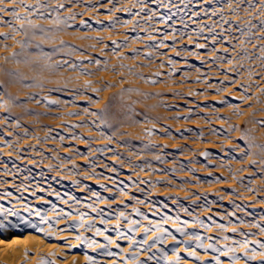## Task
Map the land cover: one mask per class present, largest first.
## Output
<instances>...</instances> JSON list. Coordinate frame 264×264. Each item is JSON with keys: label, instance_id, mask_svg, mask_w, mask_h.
Segmentation results:
<instances>
[{"label": "rangeland", "instance_id": "obj_1", "mask_svg": "<svg viewBox=\"0 0 264 264\" xmlns=\"http://www.w3.org/2000/svg\"><path fill=\"white\" fill-rule=\"evenodd\" d=\"M50 1L43 0L45 3L49 2L51 8H56L60 2L64 3L65 9L59 11L61 20L71 13H76L75 19L69 21L70 27L65 28L62 25L65 34L63 42L79 51L69 55L70 49H65L46 64H55L59 58L61 61L64 58L71 62L83 61L81 70L93 75H79L77 71L65 65L58 69L62 72L59 75L62 79L61 85H45L43 91L37 87H22L11 77L9 83L0 78V84L10 96L23 101L28 95L34 94L41 101L39 104L30 102L19 108L12 106L7 96L3 97L5 106L0 107V141H7L12 147L0 143V146H4L0 151V173H11L0 175V192L5 189L12 190L10 183L15 181L21 186H32L31 189L37 185L44 187L46 191L38 192L37 195L50 199L48 191L63 192L69 183L67 175L79 172V175H75L79 176L77 178L81 184H87L92 191H98L105 197L116 195L118 201L127 202L125 197L118 196L110 181H89L85 178V167L91 170L88 160H95L100 165L96 172L112 176L114 180L117 179L116 175L107 171L103 164L116 167L120 172L119 179L125 182L130 173L133 180H147L152 184L161 182L155 188L141 185L140 187L144 188L143 193L133 190L139 198L152 203L163 201L170 206L172 203L182 204L197 210L203 216L217 219L219 214L225 216L227 212H235V217L225 216V220L236 222V226L240 224V220L246 224L255 222L264 225V204L261 203L264 201V172L258 166L254 168L250 164L251 159H260L259 149L248 147L250 143L264 145V66L255 56H252L251 62L242 61V68L234 59L233 63L240 68V73H229L235 83L228 87V78L221 75V71L227 70L228 65L220 62L212 65V54L202 53L200 59L188 56L187 53L175 57V53L170 49H161L160 52H167L168 56L179 61L175 65V75H169L172 68L167 64L168 56L158 54L151 62L144 58L143 53L150 51L146 45L151 42L147 39V33L141 30L148 29L151 32L152 27H155L169 34V26H172L181 32H187L193 40L204 43L203 36H210L212 33L209 28H213L228 41L223 46L216 45L218 52L215 55L236 57V52L231 51V45H236L237 51L246 47L250 56L252 53L256 56L264 55L258 51L259 47H264V43L258 38L261 33L256 28L252 29L256 33L252 37L256 47L240 43L241 40L247 41L248 36L241 35L239 29L247 33L249 21L259 26L260 19L264 18H257L256 13L260 8L258 0H253L256 4L255 10H240L238 14L229 10L225 0H215L211 5L204 4L203 8L207 10L208 15H204L201 10V0H192L188 7H184L180 0H174L178 7H172L171 11L152 5L158 16L176 13L168 22L169 26H165L156 18L148 22L141 16L130 15L125 11H115L110 17L106 9L112 7L111 4H106L105 8L98 11L90 10L97 0H75L74 3L69 0ZM113 3L116 8H129L133 13L139 11L138 6L133 7V0H113ZM184 3H188V0H184ZM246 7L247 0H244L241 9ZM193 13H199L194 17L195 22ZM9 17L4 18L10 20ZM114 17H119L121 22L130 20L132 24L127 28L117 24L114 30H103ZM182 18L187 28L180 23ZM81 20L87 21L88 26L81 25ZM136 21H139L140 27L133 32L132 27ZM38 25L47 28L44 21L39 20ZM205 25L208 27H204ZM50 27H53V23ZM202 27L203 36L197 37L196 32ZM152 34L156 35V42H159L161 37L157 33ZM67 35H74L78 41H71ZM136 35L142 37V40L134 42L129 39L128 48L118 50L117 55L113 54L112 40L122 42L126 36ZM51 36L55 38L52 34ZM98 40H102V43H98ZM168 43H171V37ZM8 45L14 46L18 52L21 51L16 48L14 41ZM59 45L60 43L53 42L49 44L50 47L42 49L43 52L50 53ZM105 45L108 47L105 48ZM182 45H189L192 49L187 37L180 39L178 48ZM225 48L229 51L225 52ZM30 49V53H33L30 59H35L39 50ZM132 49L140 50L141 55L135 60L121 59L122 56L130 57ZM80 52L84 55H80ZM89 58L100 60V64H89ZM202 60L207 63L202 64ZM10 61H13L12 58ZM44 62L41 60L32 63L33 68L39 69ZM162 63L165 65L163 68L159 67ZM121 64L124 67H121ZM22 65L23 63H20L18 66ZM26 65L28 64H24ZM248 68L252 71H246ZM128 69L132 71L129 72ZM0 70H5L2 62ZM58 70L51 71L52 75L58 76ZM157 72L161 73L159 77L155 75ZM21 76L26 78L25 84L37 83L31 76ZM205 78L208 83H205ZM88 80L92 83L91 87L84 88V85L89 83ZM153 80L157 82L151 83ZM221 81L223 83H220ZM8 84L15 88L14 92L7 91ZM241 84L244 88L237 91ZM217 88H223V93L215 94ZM51 89L56 91H49ZM0 95L3 93L0 92ZM245 96L247 99H242ZM48 97L56 98L61 103L58 106H49L44 103ZM225 98L229 99L227 106L218 103ZM93 100L98 103H93ZM149 131L152 135H148ZM60 137L64 139L61 140ZM106 147L114 151L103 154L92 151ZM76 150L86 153L87 159L78 155ZM203 152L210 153V158L206 160L201 156ZM117 153L123 163L115 159ZM157 156L160 159H157ZM128 160L133 164L144 165L145 171L136 169L133 173L131 167L127 166ZM161 160L164 162L161 163ZM73 164L77 165L75 169ZM4 165H7V168ZM213 179H219L221 182L210 183ZM185 181L189 183H184ZM100 185H107L113 188V191L103 192ZM71 189L75 192V189ZM80 190L77 188L75 194L81 196L87 193ZM189 193L207 197L211 202L212 211H203V199L195 200ZM173 198L178 203H174ZM129 207L145 210L143 204L135 201ZM244 210L251 215H245ZM238 228L244 232L251 229L245 224L239 225Z\"/></svg>", "mask_w": 264, "mask_h": 264}, {"label": "snow or ice", "instance_id": "obj_2", "mask_svg": "<svg viewBox=\"0 0 264 264\" xmlns=\"http://www.w3.org/2000/svg\"><path fill=\"white\" fill-rule=\"evenodd\" d=\"M69 2L74 3L75 0H69ZM191 2L192 0H188V3H184V0H180V3L184 4V7H188V4H190ZM214 2L215 0H201L200 6L201 10L204 12V15H208V12L205 8H203V5H211ZM225 3L229 10L236 14H238L240 10L250 11L256 9V4L253 3V0H247V7L243 9H241V5L244 3V0H225ZM258 3L260 4V8L256 15L257 18H260L261 16H264V0H258ZM9 4L14 5V7L9 9L8 7H6V5ZM106 4L112 5V7L106 9L110 17H112L113 12L115 11H125L130 15L141 16L142 19H145L148 22H151L154 18H156L165 26H169L168 22L172 19V16L176 15V13L173 12L169 16H158L157 11L152 8V5H156L157 8L163 7L168 11H171L172 7H178L174 4V0H133V7H139V11L133 13L129 8H116L115 4L113 3V0H97V3L92 5L90 10L98 11L100 8H105ZM49 7V3L42 2V0H35V3H27L26 0H0V14H3L0 15V26L8 27L9 29L8 32H0V42H7L11 40L19 46L21 51L12 54V60L17 64H32L38 63L41 60L45 62L51 61L57 53L63 52L65 49H70L69 55L75 54L79 51L74 46L66 45L63 41H60V46L54 47L50 53L43 52L41 45L45 42H52V36L50 34V30L45 29L43 26L36 24L34 22V18H38L41 20L51 19V22L54 25H63L65 28H67L70 27L69 21L74 20L76 17V13H71L63 20L60 19L59 15L52 19L51 13H59L61 9H65V5L64 3L60 2L57 4L56 8L51 9V11H47ZM215 14L216 13L214 11L213 15ZM198 15L199 13L192 14L193 22H195L194 17ZM5 16H10L12 19L7 20L4 18ZM221 19H223L222 16ZM96 22L101 23L100 21ZM180 23L183 24L185 28H187V24L184 22L183 18L181 19ZM225 23H227V21H225ZM117 24H120L122 27L127 28L130 24H132V21L124 20L121 22L119 17H114L108 21L107 28L103 30H114ZM81 25L88 26V22L81 20ZM137 27H140L139 21L135 22L132 27V31L135 32ZM169 27H171V32L169 34H165L164 32L160 31V29H157L155 27H152L151 32H149L148 29H141L142 31L147 33V39L151 42L150 44L146 45V47H148L150 51L143 53L145 59L151 62L154 57L158 54L168 56L167 52H160L161 49H170L171 52L175 53V57H181L183 53H187L188 56H194L195 58L200 59L202 53L204 55L212 54V65H216L217 62H220L222 64L226 63L228 65L227 70L221 71V75H224L226 78H228V87H232L235 83L229 73H234L236 75H239L240 73V68H238L236 64H239L242 68V61L251 62L252 56H255L256 59L261 62V65L264 66V55L256 56L255 53H252V55L250 56L246 47L241 48L239 49V51H237L236 45H231V51L236 52V57L233 58H226L224 55H215L218 52V48L216 45L219 44L223 46L224 44L228 43V41L223 38V35L221 33H216L215 29L213 28H209V32L212 33L210 36H203L204 27H208L207 25L200 28L196 32L197 37L203 36V39L205 41L204 43H200L198 40H193L192 37L187 34V32H181L176 27ZM253 28H256L257 31L261 33L258 38L262 43H264V18H262L260 19L259 26L253 25L251 21H249L247 24V33L243 29H239L241 35L248 36L247 41L241 40L240 43L242 45L247 44L256 47V45L253 44L252 40V37L256 34L252 31ZM59 30L60 29L57 28V31ZM152 33H157L161 37L159 42H156L157 37ZM18 34L23 35L25 39L23 41L16 40V35ZM169 37H171V43H168ZM184 37H187L189 44L194 50L190 49L189 45H182L178 48V45L180 44V39ZM129 39L135 42L142 40V37H140L139 35H136L134 37L126 36L125 40L122 42L112 40L111 44L113 46V54L117 55L118 50L128 48ZM34 41L37 42L34 43ZM97 42L102 43V40H98ZM5 47H7V44H5ZM107 47L108 45H105V48ZM29 48L39 50V53L36 55L35 59H29V57L33 55V53L28 52ZM228 51L229 49L225 48V52ZM258 51L264 53V47H259ZM79 54L84 55L83 52H80ZM140 55V50L132 49V54L130 57L122 56L121 59L131 58L135 60ZM21 56L23 57V59H17V57ZM234 59L236 60V64L233 63ZM178 62L179 61L176 58L168 56L167 64L172 68V72H170L169 75H175V65ZM184 62H187L186 59ZM82 63L83 61L71 62L68 59H64L63 61L56 62L55 64H47V67L51 71L55 72L56 70L63 68L65 65H67L69 69L77 71L79 75H93V73L91 72L81 70ZM88 63L95 64L98 66L100 64V60L89 58ZM201 63L205 64L207 63V61L202 60ZM164 66L165 65L163 63L159 65V67L161 68H163ZM121 67H124V65L121 64ZM105 70H107V66L105 67ZM128 71L131 72L132 69H128ZM246 71L251 72L252 69L248 68L246 69ZM5 74L11 77L14 81L19 82L22 87H37L40 88L41 91L44 90L43 83L34 82L32 84H25L24 80L26 78L21 76L19 72L8 71ZM155 75L159 77L161 73L157 72L155 73ZM156 82L157 81L155 80L151 81V83L153 84H155ZM205 83H208L207 78H205ZM220 83L223 82L221 81ZM84 87L90 88L91 84L86 83ZM209 87H211V85H209ZM240 88H244V85H239L237 91H239ZM49 91L56 90L51 89ZM95 91L99 92L100 89H96ZM223 91V88H217L215 94L219 95L223 93ZM0 92L3 93V95H0V107L5 106V102L3 100L4 96L8 97V102H10L12 106L19 108H23L27 103L30 102L37 104L41 103L40 99L34 94L28 95L23 101L18 100L17 97L10 96L4 90V86L2 84H0ZM201 94L203 93H196V95ZM233 99L235 98L233 97ZM242 99H247V97H242ZM44 103L49 106H58L61 101L58 99H45ZM93 103H98V101L93 100ZM218 103L227 106L229 104V99H222L218 101ZM237 114L239 115V113ZM5 123H7V118H5ZM49 131L52 130L49 129ZM165 131H167V129ZM148 135H152V132L149 131ZM60 139L63 140L64 138L60 137ZM0 143H5L8 147H12V145L7 141H0ZM248 147H255L259 149L260 159H251L250 164L254 168L258 166L260 170L264 172V145L250 143ZM76 151L77 154L80 155L82 158L87 159L86 153L79 152V150ZM92 151L103 154L105 152H113L114 150L106 147L103 149H92ZM201 156H203L207 160L210 158V153L203 152L201 153ZM115 159L121 160V157L118 153L116 154ZM157 159H160V157L157 156ZM163 162L164 161L161 160V163ZM121 163H123V160H121ZM88 164L90 165L91 170L89 171V169L85 167L84 172L86 179H106L110 181L116 189L118 196L125 197L127 199V202L118 201L116 195H113L111 197H105L101 195L100 192L92 191L91 189H89V186L87 184H84L81 190L87 192L88 195H86L83 199L93 201L91 205L85 204V207L89 208L91 212L96 214V217H98V223L102 225L103 228L96 226V219L89 218L88 222L85 223V219L89 216V214L87 212L82 213L77 210V222L68 225L66 228L60 229V231L79 232L81 229H84L87 232H91L94 237H103L105 243H99L96 239L88 238L83 235H77L75 239L79 241L81 245H86L88 249H98V255L107 258V264H118V262L119 264H160L161 260L164 262V264H225V261L222 259L224 257L227 258L228 264H254V262L257 261L258 257L259 264H264V243L260 242L259 240H250L248 239L247 234L237 232L236 229L239 227V225L232 226V230L236 235H241L244 238L242 240L233 239L231 241V244H226L223 248L218 247V245L220 244L219 238L201 235L195 230H193L192 232L188 231L189 227H192L194 229L200 228L204 231H211V227L198 215H195L194 212H189V210L185 208L182 204L180 205V208L183 212L192 217V224H189L187 221L181 220L180 216L178 215L176 217H173L171 215H166L165 213L161 212L158 208L153 210L152 202L144 198H139L137 195L134 194L133 190L139 193L144 192V188L140 187L141 185H150L151 187L155 188L156 185L161 182L157 181L156 184H152L150 181L147 180H133L131 173L128 175L127 182H125L119 179L120 172L116 167L107 163L103 164V167L107 171L112 172L116 175L117 179L114 180L112 176H104L103 173L96 172V169L100 167V165L97 164L95 160H88ZM127 166L131 167L133 173L136 169H139L141 172L145 171L144 165L133 164L131 160L127 161ZM148 166L150 167V165ZM4 167L7 168V165H4ZM72 167L75 169L77 165L73 164ZM10 174V172L0 173V175ZM75 174L79 175V172ZM233 178L235 179V177ZM220 182L221 181L219 179H213L212 181H210V183ZM5 183H7V181H5ZM73 183L78 186L81 185V181L79 180H74ZM184 183L189 182L185 181ZM16 187L17 191H27L26 187L23 189H21L19 185H17ZM99 187L102 189L103 192L113 191V188H109L107 185H100ZM249 190L252 191V189ZM45 191L46 189L44 187L37 185L32 189L30 195L36 197L37 200H42L45 204H50L51 202L45 200L43 196L37 195L38 192L44 193ZM47 195L55 196L61 201V203H67L69 200L75 201L77 204L81 202L77 199V197L71 195H69L67 197V200H65L63 199L60 193L54 190L48 191ZM189 196H192L195 200L203 199L204 205L202 210L205 212L212 211L211 202L207 200V197L202 198L201 196L194 193H189ZM5 198H10L9 202H11L12 200H16L19 203L21 200V198L13 196L10 192H0V200H3ZM133 201L139 204L146 205L150 210H152L153 216L160 217L159 221L149 220L148 216L145 213L141 212L139 208H134L132 214H129L127 212V209ZM173 202L178 203L175 198H173ZM261 203L264 204V201H262ZM97 204L107 205L110 211H104L103 209L96 207L95 205ZM165 207H167V205H165ZM237 207L239 209V206ZM23 210L28 212L30 215L37 217L39 219V223H33L30 220L20 216L18 212L12 210H5L3 205H0V234L7 230H16L19 229L21 226H26L28 228L35 229V231L43 234V236L48 237L49 239H57L59 237L55 235V226L60 224L61 220L72 219V213L64 212L62 210L58 211L54 204L49 209V211L56 214V218L52 220L48 219L47 214L44 213L42 209L33 207L28 203L23 204ZM244 211L245 215H251L246 210ZM133 216L140 217L141 219L146 220L148 226L143 227L141 225V220L133 219ZM225 216L235 217V212H227L225 213ZM225 216H221V219H224ZM9 217H13L15 218V220L10 219ZM208 220L211 222L212 225L218 228L221 233H227L229 231V226H226L223 223L216 224V221L211 216L208 217ZM244 223L245 221L240 220V225H243ZM168 224L174 225V231L176 233H179V235L181 237H184L185 239L177 240L173 232L170 231L167 227H165V225ZM229 224H231L230 221ZM41 225H47V229H45ZM109 225H111V228L108 227ZM250 227L258 229L259 233L261 235H264V225L254 222L250 224ZM125 228L127 229L126 231ZM109 232H114L115 237L113 238V236L108 235ZM137 235H140L142 238L136 239ZM149 236L152 237L151 240L149 239ZM222 239L224 241H229L230 238L229 236L224 235ZM169 240L173 242V246L171 249L172 259H169L168 253L164 251L163 248L159 247L160 245H166L167 241ZM186 241L192 242L194 244V247H191L190 245L186 244ZM121 242L126 243L128 249L127 252L125 251V247L121 246ZM180 245H184V248L181 249L179 247ZM251 245H254V247H250ZM113 248L116 249V251H112L111 249ZM197 250H202L204 257H207V259L203 258ZM182 252L186 255L182 256ZM210 253L212 255H209ZM141 256H143V259H141ZM84 259L86 264H101L100 260L95 259L88 254H85ZM41 264H55V261L42 260Z\"/></svg>", "mask_w": 264, "mask_h": 264}, {"label": "bare ground", "instance_id": "obj_3", "mask_svg": "<svg viewBox=\"0 0 264 264\" xmlns=\"http://www.w3.org/2000/svg\"><path fill=\"white\" fill-rule=\"evenodd\" d=\"M55 0H51L50 2H53ZM27 3H35V0H26ZM43 2V0H42ZM49 3V2H48ZM9 9L14 7L13 5H6ZM51 8L47 11H51ZM22 12V10H21ZM59 13L57 12H52L51 17L54 19ZM60 17V15H59ZM66 17V16H65ZM10 20L12 19L9 17ZM6 19V18H5ZM44 21L47 24V28L49 29L50 33L55 37L52 38V42H45L41 45V47H50L49 44H52L53 42H58L63 41L65 34L63 33L62 25H54L53 27H50L52 24L51 19H38L34 18V22L38 24V21ZM73 23V22H72ZM71 23V25H72ZM18 26V25H17ZM57 28L60 30L57 31ZM9 29L8 27L0 26V32H8ZM67 37L74 42H77V38L74 37V35H67ZM25 37L21 34L16 35V40H21L23 41ZM88 39V38H87ZM11 42V40L7 42H0V62L3 63V70L1 72L0 70V78L3 80L5 83H9L10 77L6 75L5 73L8 71H15L19 72L22 75L26 76H31L33 79L36 80L37 83H43L44 87L45 85H51L54 84L55 86H60L62 83L61 76H59L62 72L58 70V76L52 75L51 70L47 67L46 62L39 68H33L32 64H28L24 66H18L14 61H10L12 58L13 53H17L18 50L14 48V46L8 45V43ZM37 41H34L36 43ZM5 44H7V47H5ZM16 48L19 46L15 43ZM60 46V45H59ZM31 49H28V52H30ZM32 52V51H31ZM55 58V57H54ZM17 59H23V57H17ZM30 59V57H29ZM65 59V58H64ZM59 61H61V58H59ZM58 61V62H59ZM92 68V67H91ZM93 69V68H92ZM40 72V73H39ZM74 78V77H73ZM109 78V77H108ZM92 78L90 79V81ZM113 79L111 80V82ZM87 82V81H86ZM89 82V80H88ZM90 83V82H89ZM94 83V82H93ZM96 83V82H95ZM92 84V83H91ZM119 84V83H118ZM9 88L7 89L8 92H14V89L12 85L8 84ZM71 87V86H70ZM98 87V86H97ZM113 87V86H112ZM72 88V87H71ZM85 88V87H84ZM95 90V89H94ZM73 94V93H72ZM97 94V93H96ZM88 96V95H87ZM72 97V96H71ZM53 98V97H48ZM56 99V98H54ZM68 99V98H67ZM68 105V104H67ZM68 107V106H66ZM71 109V108H70ZM74 109V108H73ZM75 112V111H74ZM214 119V118H213ZM199 122V121H198ZM157 127V126H156ZM0 151L4 149V146H0ZM85 176V174H83ZM79 176H76L75 174H69L67 175L68 178V187L64 188L63 192L57 191L56 192L60 193L63 199L67 200V197L69 195L77 197L78 200L81 202L77 204L75 201L69 200L67 203H61L59 199H57L55 196H51L50 199L44 198L45 200L50 201V204H45L43 203L42 200H37L36 197H33L30 195L32 191V186H21V184H16L15 181H12L10 184L12 185L13 188L12 190L5 189L4 192H10L12 193L13 196L21 198L20 202L18 203L16 200L10 201V198H5L3 200H0V205H3L5 210H12L16 211L19 213L20 216L24 217L25 219L30 220L33 223H39V219L33 215H30L28 212L23 210V204L28 203L33 207L42 209L44 213L47 214V217L49 220L55 219L56 214L49 211L51 206L54 204L57 208L58 211L62 210L64 212H70L72 213V219L71 220H61L60 224L56 225V232L55 235L59 238L57 239H49L48 237L43 236V234L35 231V229L28 228L26 226H21L19 229L16 230H7L0 234V264H41L42 260H48V261H55V264H86L84 256L85 254L91 255L93 258L98 259L101 261V264H107V258L99 256L98 252L99 250H92L88 249L86 245H81L79 241L75 239L77 235H83L88 238H94L96 239L99 243H105L103 240V237H94L91 232H87L84 229H81L79 232H73V231H67V232H61L60 229L66 228L70 224H74L78 220V216L76 215V211L78 210L79 212H87L89 214L88 217L85 219V223L88 222L89 218L96 219L97 227L103 228L102 225L98 223V217H96V214L91 212L89 208L85 207V204L91 205L93 203L92 200H84L83 198L88 195V193L84 195H76V189L79 188L81 189L84 184L81 185H76L73 183L74 180H79L77 178ZM91 181L92 179H87ZM82 183V182H81ZM17 185L23 188H27V191H17ZM34 186V185H33ZM75 189V192L71 189ZM82 191V190H80ZM83 192V191H82ZM98 192V191H97ZM252 197V196H251ZM144 205V204H143ZM167 205V207H165ZM96 207L103 209L104 211H110L109 207L104 204H97L95 205ZM145 210H141V212L145 213L148 216L149 220H155L159 221L160 217L159 216H153L152 215V210H150L146 205H144ZM189 210V212H194L195 215H198L202 220H204L206 223H208L211 227V231H204L203 229L200 228H192L189 227L188 231L192 232L193 230L199 232L201 235L205 236H213L216 238L220 239V244L218 247L223 248L226 244H231V241L233 239L236 240H242L244 237L241 235H236L233 230L232 226H236V222L229 224L227 220H222L221 219V214L217 218H213L216 221V224H225L226 226H229V231L227 233H221L218 228H216L214 225L211 224V222L208 220V215H202L199 214V212L195 209L188 208L187 206H184ZM203 207V205H202ZM158 208L161 212L165 213L166 215H171L173 217H176L177 215L180 216L181 220L187 221L189 224H192V217L187 215L185 212L182 211L180 208L179 204H173L170 206L166 204L165 202H155L153 203V210ZM134 208L129 207L127 209V212L129 214H132ZM10 219H14L13 217H9ZM133 219H139L141 220V225L143 227H147V221L141 219L140 217H132ZM114 223V222H113ZM254 223V222H253ZM245 225L250 226L252 223H244ZM240 225V224H239ZM45 229H47V225H41ZM111 228V225L108 226ZM170 231L173 232V234L176 236L177 240H184V237H181L179 233H176L174 231V225L168 224L165 225ZM127 229L125 228V231ZM237 232H241L244 234H247L248 239L250 240H259L260 242L264 243V235H261L256 228H252L248 232L242 231L240 228L236 229ZM108 235L115 237L114 232H109ZM224 235L229 236V241H224L222 237ZM142 237L140 235H137L136 239H141ZM151 236H149V239L151 240ZM186 244L190 245L191 247H194V244L192 242H187ZM121 246L125 247V251L127 252V246L125 242H121ZM172 246L173 242L172 241H167L166 245H160L159 247L163 248L164 251L168 253L169 259H172ZM181 249L184 248V245L179 246ZM250 247H254V245H251ZM112 251H116V249H111ZM155 251V249H154ZM198 253L205 259L207 257H204V254L202 250H197ZM186 255L185 253L182 252V256ZM209 255H212L211 253ZM141 259H143V256H141ZM225 261V264H228L227 258L224 257L222 258ZM119 264V262H118ZM160 264H164V262L161 260ZM254 264H259V257L257 258V261L254 262Z\"/></svg>", "mask_w": 264, "mask_h": 264}]
</instances>
